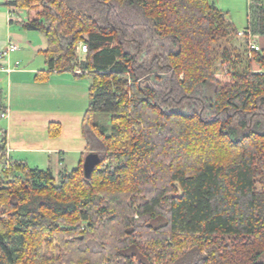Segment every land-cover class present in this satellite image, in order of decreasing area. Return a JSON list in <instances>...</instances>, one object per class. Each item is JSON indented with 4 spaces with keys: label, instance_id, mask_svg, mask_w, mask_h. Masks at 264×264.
Instances as JSON below:
<instances>
[{
    "label": "trees",
    "instance_id": "16d2710c",
    "mask_svg": "<svg viewBox=\"0 0 264 264\" xmlns=\"http://www.w3.org/2000/svg\"><path fill=\"white\" fill-rule=\"evenodd\" d=\"M212 2L8 3L44 34L48 73L90 77L84 131L100 162L90 179L88 154L60 181L3 169L0 264H264V49L261 72H217L214 45L240 30ZM244 30L264 37V0H248Z\"/></svg>",
    "mask_w": 264,
    "mask_h": 264
},
{
    "label": "crops",
    "instance_id": "0c3cea01",
    "mask_svg": "<svg viewBox=\"0 0 264 264\" xmlns=\"http://www.w3.org/2000/svg\"><path fill=\"white\" fill-rule=\"evenodd\" d=\"M12 1L5 0L4 4L8 6ZM213 1L238 29L235 18L226 10L225 1ZM14 11L20 16L22 10L10 6L8 10L0 8V27H4L9 35L13 30L20 33L18 28H24L28 21V16L25 20L19 17L17 23L22 26L14 29L11 26ZM17 36L19 42L16 44L25 45L24 50L19 48L9 58L0 59V91L5 105L2 113L6 114V117L0 115V166L3 156L11 163L51 170L55 174L68 171L70 164L78 168L83 155L92 152L91 141L84 131L91 79L81 77L80 71L48 73L43 53L47 43L46 46H36L34 42L26 44L21 35ZM9 41L11 37L0 39V53ZM256 42L264 49V37H256ZM43 72L48 76L38 79L37 75ZM52 124H59V136H51Z\"/></svg>",
    "mask_w": 264,
    "mask_h": 264
},
{
    "label": "rangeland",
    "instance_id": "374dc122",
    "mask_svg": "<svg viewBox=\"0 0 264 264\" xmlns=\"http://www.w3.org/2000/svg\"><path fill=\"white\" fill-rule=\"evenodd\" d=\"M213 1V0H212ZM226 10L229 11L230 16H233L235 18V24L240 30H244L247 25H248V0H224ZM5 0H0V8H3L5 10H8V6L4 4ZM3 3V4H2ZM20 9V8H18ZM20 13V16L16 14V16L19 18L21 17L23 20L27 18V12L24 9ZM17 19L14 20V22L11 24V26L15 29L18 27H21V23H17ZM9 23V22H8ZM7 23V24H8ZM15 30H13V34L9 35V33H6V30L4 27H0V39L1 38H10L13 42H19L17 39L18 36L17 34L21 35L22 37V42H25L26 44H30V42H34V45L39 46V45H45L46 46V39L45 36L42 32L37 31V30H30L24 28H18V31L20 33H15ZM256 40V38H255ZM247 41L248 38H243V37H235V38H228L227 40H222L221 42L217 43L214 45V54L217 55V60L215 63V70L217 72H230V71H238L240 73H248V72H261L263 71L261 68H255L253 69L251 66V56H250V51L247 46ZM9 44V42H8ZM6 45V47L8 46ZM80 46V45H79ZM5 47V48H6ZM25 45H20L19 48L21 49L20 51H23ZM5 48L3 50H5ZM19 51V50H18ZM2 52V51H1ZM21 53V52H18ZM226 58L224 59L223 56ZM12 55V54H11ZM78 57L80 60L85 59L86 57V52H81L78 48ZM9 58V57H7ZM6 58V59H7ZM1 59V58H0ZM6 94L7 101L9 100L8 98V93ZM2 111H0L1 115ZM95 120L101 124L104 125H109L110 123V115L109 114H97L95 116ZM1 123V119H0ZM1 125V124H0ZM95 144V147L97 146V141L94 139L93 140V145ZM14 163H12L13 165ZM16 164V163H15ZM68 171L73 170V168L77 167H72L73 164L68 165ZM3 162L0 166V174L3 171ZM65 171H60L59 174H54L55 178L57 181H60V175H62Z\"/></svg>",
    "mask_w": 264,
    "mask_h": 264
},
{
    "label": "built area",
    "instance_id": "2783aa9c",
    "mask_svg": "<svg viewBox=\"0 0 264 264\" xmlns=\"http://www.w3.org/2000/svg\"><path fill=\"white\" fill-rule=\"evenodd\" d=\"M16 12L14 11L11 15V20H15L17 19L18 17L16 16ZM18 15V14H17ZM19 16V15H18ZM238 35L240 37H243V38H248V41H247V46H248V49L250 51V56L252 54V52L254 51H261V47L257 44L254 36H252L250 34V32L248 31H245V30H240L238 32ZM19 50V46L18 44H16L15 42H13L12 40L9 41V44L8 46L5 48V50H3L1 53H0V58L1 59H4V58H7L9 57L11 54L17 52ZM79 50L81 52H87L88 50V46L87 44L85 43H80V46H79ZM2 117H6V114L5 113H2ZM12 165L11 161L9 160V158L7 157H4L3 158V168H8Z\"/></svg>",
    "mask_w": 264,
    "mask_h": 264
},
{
    "label": "water",
    "instance_id": "95a60500",
    "mask_svg": "<svg viewBox=\"0 0 264 264\" xmlns=\"http://www.w3.org/2000/svg\"><path fill=\"white\" fill-rule=\"evenodd\" d=\"M213 5H215L214 1L212 2ZM100 162L99 154L96 152L89 153L84 161V173L87 177V179L91 178V175L93 173V170L95 166H97Z\"/></svg>",
    "mask_w": 264,
    "mask_h": 264
}]
</instances>
